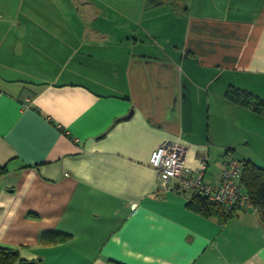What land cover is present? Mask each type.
Returning <instances> with one entry per match:
<instances>
[{"label": "crops", "instance_id": "0c3cea01", "mask_svg": "<svg viewBox=\"0 0 264 264\" xmlns=\"http://www.w3.org/2000/svg\"><path fill=\"white\" fill-rule=\"evenodd\" d=\"M185 2L179 19L150 0H0V246L20 261L264 264L259 211L200 215L150 165L178 143L210 185L231 157L264 167V118L226 101L264 98V0Z\"/></svg>", "mask_w": 264, "mask_h": 264}, {"label": "built area", "instance_id": "2783aa9c", "mask_svg": "<svg viewBox=\"0 0 264 264\" xmlns=\"http://www.w3.org/2000/svg\"><path fill=\"white\" fill-rule=\"evenodd\" d=\"M187 151L181 144L169 143L152 153L150 165L157 174L160 191L200 195L220 207L226 214L240 207L256 210L247 195L242 194L243 189L239 182L244 170V161L235 157L228 159L220 180L210 185L204 181L205 163L199 171L186 166Z\"/></svg>", "mask_w": 264, "mask_h": 264}, {"label": "trees", "instance_id": "16d2710c", "mask_svg": "<svg viewBox=\"0 0 264 264\" xmlns=\"http://www.w3.org/2000/svg\"><path fill=\"white\" fill-rule=\"evenodd\" d=\"M153 6L169 5L174 8V13L179 19L186 18L189 10L186 7L185 0H150ZM226 101L232 105L239 106L248 110L258 116L264 118V98L254 95L252 92L245 89L231 85L226 93ZM245 162L243 174L240 178V186L243 189L242 194L247 195L249 202L254 206L256 211H259L264 218V167L249 161L247 159L237 158ZM226 164V163H225ZM4 169H0V172ZM205 181V175H204ZM205 183L209 184L205 181ZM190 209L205 217L218 215L219 217H230L234 212L238 210H249L247 208L240 207L235 208L230 214L224 213V211L217 205L210 202L207 198L197 194L191 196L189 202ZM53 235L43 237V242L46 245H55L58 243L66 242L68 235L50 234ZM57 236V237H56ZM20 262L19 253L16 250L4 248L0 246V264H16Z\"/></svg>", "mask_w": 264, "mask_h": 264}, {"label": "water", "instance_id": "95a60500", "mask_svg": "<svg viewBox=\"0 0 264 264\" xmlns=\"http://www.w3.org/2000/svg\"><path fill=\"white\" fill-rule=\"evenodd\" d=\"M132 114H133V112H131L130 114H129V116H127L126 118H124L125 120H128V119H130L131 118V116H132Z\"/></svg>", "mask_w": 264, "mask_h": 264}, {"label": "rangeland", "instance_id": "374dc122", "mask_svg": "<svg viewBox=\"0 0 264 264\" xmlns=\"http://www.w3.org/2000/svg\"><path fill=\"white\" fill-rule=\"evenodd\" d=\"M21 262V264H31V263H26V262H24V261H20Z\"/></svg>", "mask_w": 264, "mask_h": 264}]
</instances>
